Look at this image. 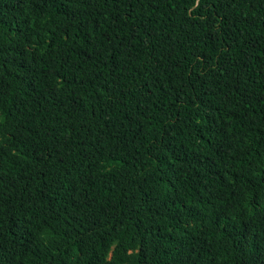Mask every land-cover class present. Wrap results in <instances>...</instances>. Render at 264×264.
Returning a JSON list of instances; mask_svg holds the SVG:
<instances>
[{"label":"trees","instance_id":"1","mask_svg":"<svg viewBox=\"0 0 264 264\" xmlns=\"http://www.w3.org/2000/svg\"><path fill=\"white\" fill-rule=\"evenodd\" d=\"M0 264H264V0H0Z\"/></svg>","mask_w":264,"mask_h":264}]
</instances>
